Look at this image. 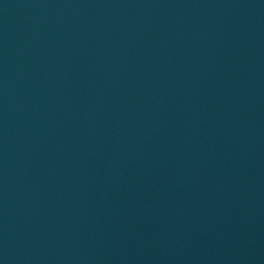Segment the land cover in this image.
Segmentation results:
<instances>
[{
    "label": "water",
    "instance_id": "water-1",
    "mask_svg": "<svg viewBox=\"0 0 264 264\" xmlns=\"http://www.w3.org/2000/svg\"><path fill=\"white\" fill-rule=\"evenodd\" d=\"M0 264H264V0H0Z\"/></svg>",
    "mask_w": 264,
    "mask_h": 264
}]
</instances>
